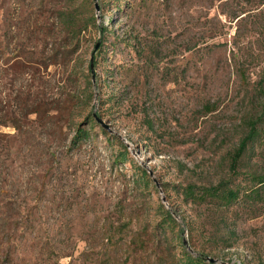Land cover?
<instances>
[{
  "label": "rangeland",
  "instance_id": "1",
  "mask_svg": "<svg viewBox=\"0 0 264 264\" xmlns=\"http://www.w3.org/2000/svg\"><path fill=\"white\" fill-rule=\"evenodd\" d=\"M261 87L264 0H0V264H264Z\"/></svg>",
  "mask_w": 264,
  "mask_h": 264
},
{
  "label": "trees",
  "instance_id": "2",
  "mask_svg": "<svg viewBox=\"0 0 264 264\" xmlns=\"http://www.w3.org/2000/svg\"><path fill=\"white\" fill-rule=\"evenodd\" d=\"M77 14L78 13H77V11H75V9H73V10L71 9L68 12L66 11L64 13H59L57 15L61 26H63L65 28L66 33L69 34L71 37L77 36L81 32V30H83V28L86 27V24L84 25V27H82V23L80 21V18H78ZM91 22L93 24L95 23L94 16H91ZM91 57H93V56H91ZM94 64H95V61H94V57H93V68H94ZM88 67H89V70L91 72L90 63H89ZM261 85L262 84H260V86ZM262 90H263V87H261V90H260L261 94L263 95L261 108H260V110L257 111V113L256 112L252 113L251 115H249L245 119L247 132L239 140L238 145L236 146V148L233 150V152L231 154V159H230L231 169L237 168L238 163L241 160L243 154L245 153L247 147L249 145H252L257 140H260L263 137V134H264V94H263V92L264 91H262ZM97 118L102 119V117L96 111H94L93 113H91V117L89 120H91V122L96 121L98 124H100V126L103 129V132L105 133L106 132L105 129H107V128L104 127L100 122H98ZM102 121H103V119H102ZM88 136H89V134H88L87 129L77 127L76 128V134L74 135V137L71 141V146L72 147L78 146L80 144V142L83 139L87 138ZM117 160L118 161L126 160L125 151L118 155ZM143 174L145 175L146 178H148L145 170H143ZM257 184H258L257 187L250 190V192L252 194H258L260 192L261 187L264 186V173L257 178ZM186 194H187V197H193V201H196L197 199L198 200L199 199H205L206 197H209V196H215V197L221 199L224 203H229L237 197L238 192L236 189H232L228 186L216 185L215 187H208L207 189H202L199 192V194H194L193 189L187 187L186 188ZM167 214H169V217L171 218V215L168 211H167ZM13 223H14L13 225H18L19 221H14ZM13 228H15V226ZM190 233L193 234V230L190 229ZM1 240H3V237H0V245H1ZM49 254H51V256H55V257H57L59 255L58 252H53V253L50 252ZM204 259L208 260L207 258H203L201 256H197L195 258H192V257L187 255V258H186V261H184V264H203L205 262ZM215 263L216 262H210L209 261L208 264H215Z\"/></svg>",
  "mask_w": 264,
  "mask_h": 264
},
{
  "label": "water",
  "instance_id": "3",
  "mask_svg": "<svg viewBox=\"0 0 264 264\" xmlns=\"http://www.w3.org/2000/svg\"><path fill=\"white\" fill-rule=\"evenodd\" d=\"M97 46H98V43L95 45V48H97ZM90 69H91V74H92V77H93V75H94L93 57L90 58ZM97 121L100 122L104 127L107 128L106 124L102 121L101 118H97ZM207 259H208V261H210V262H216V260L213 259V258H207Z\"/></svg>",
  "mask_w": 264,
  "mask_h": 264
}]
</instances>
